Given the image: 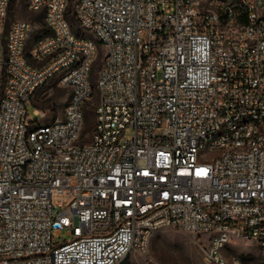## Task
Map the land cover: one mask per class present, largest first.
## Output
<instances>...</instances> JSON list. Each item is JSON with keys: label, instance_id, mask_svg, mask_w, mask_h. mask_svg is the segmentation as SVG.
I'll use <instances>...</instances> for the list:
<instances>
[{"label": "built area", "instance_id": "built-area-1", "mask_svg": "<svg viewBox=\"0 0 264 264\" xmlns=\"http://www.w3.org/2000/svg\"><path fill=\"white\" fill-rule=\"evenodd\" d=\"M75 1L93 38L70 0H29L50 31L29 47L0 0V264H122L163 227L205 264L264 255V0ZM53 81L71 99L43 125L28 106Z\"/></svg>", "mask_w": 264, "mask_h": 264}, {"label": "rangeland", "instance_id": "rangeland-1", "mask_svg": "<svg viewBox=\"0 0 264 264\" xmlns=\"http://www.w3.org/2000/svg\"><path fill=\"white\" fill-rule=\"evenodd\" d=\"M29 0H13L10 7V15L7 30L15 21H26L31 23L33 30L29 40V47L40 37L48 35L50 31L44 24V12H32L28 8ZM75 0H70V19L74 32L78 35L92 37L77 22L73 15ZM242 9H238L240 12ZM223 13V12H222ZM243 22L246 17L240 18ZM104 50L101 48L100 57L95 65L94 80L97 78L98 70L103 63ZM71 99V93L53 81L42 87L32 103L28 106V113L32 120L40 124L48 125L64 119L65 110ZM36 109L43 116L36 114ZM95 127V115L89 111L86 118V133L89 136ZM135 136L133 128H128L122 136V141L132 140ZM66 233L57 235L58 241L66 239ZM205 245L202 239L195 234L185 232L177 228L163 227L156 230L144 252L133 251L123 264H205ZM228 255L241 256L250 264H264V255L254 244L248 245L243 242L234 243L229 247Z\"/></svg>", "mask_w": 264, "mask_h": 264}, {"label": "trees", "instance_id": "trees-1", "mask_svg": "<svg viewBox=\"0 0 264 264\" xmlns=\"http://www.w3.org/2000/svg\"><path fill=\"white\" fill-rule=\"evenodd\" d=\"M70 13H71V12H70V10H69V14H68L69 21H71V19H70ZM123 263H124V262H123ZM123 263H122V264H123Z\"/></svg>", "mask_w": 264, "mask_h": 264}]
</instances>
